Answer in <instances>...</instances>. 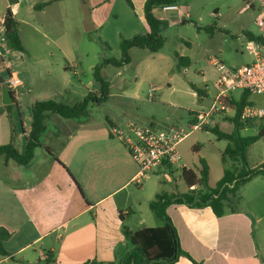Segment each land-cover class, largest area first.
Returning a JSON list of instances; mask_svg holds the SVG:
<instances>
[{
  "label": "crops",
  "instance_id": "obj_1",
  "mask_svg": "<svg viewBox=\"0 0 264 264\" xmlns=\"http://www.w3.org/2000/svg\"><path fill=\"white\" fill-rule=\"evenodd\" d=\"M64 1L19 0L15 5L7 1L6 9L10 8L13 12L21 37V26H31L29 20L21 18L22 9H26L31 14L40 15L43 21L63 27L65 10L62 4ZM114 1L88 0L92 22L96 29L103 30L111 17L118 19V15L113 11ZM132 1L135 9L131 10L135 15L130 23V18L127 19L128 24L125 28L135 33L132 36H123L126 39L144 35L148 31L144 17L147 0ZM42 5L46 6L42 7ZM159 9L162 8L154 10V15L161 21L169 22L171 18L174 19L175 15H181L180 7L178 11L172 12L162 10V16H160ZM184 15L190 16L188 12H184ZM3 18L0 20V25ZM78 20L79 17L75 16L77 29ZM183 20V23L187 21L186 18ZM255 28L257 29L256 26ZM250 29L252 30H245L243 33L242 39L245 47L249 41L245 32H251L256 36L260 34V31L257 33L254 32V28ZM0 51V73L1 70L8 69L9 74L4 77L5 81L7 82L10 75H14L20 82V86L12 91L16 101L13 105L18 111L15 113V133L13 136L12 123L7 110L0 112V146L10 143L14 138L19 152L24 153L26 138L32 127V117H27L25 113L29 110L31 112L32 105L37 99L29 100V109L24 108L20 99L22 95L20 89L30 84L27 80L29 78H22L18 72L11 71L13 65L10 61H6L7 55L10 54L9 49L1 47ZM210 63L212 64V60ZM69 69L71 71L72 67ZM73 71L76 74V70ZM183 71L187 72V68ZM218 75L217 72L213 90L207 86V82H204L201 87L198 86L204 90L205 97L199 98L193 90L201 105L209 102L201 111L190 112L194 113L193 121L197 120L200 114L206 113L214 103L219 93ZM90 91L92 90H88ZM242 93L243 91H236L232 94V98L239 100ZM46 94L48 95L46 101L54 99L59 102L65 95L71 96L72 92L68 83L63 81L56 86L50 85ZM134 97L139 98L138 94ZM150 98L155 97L151 95ZM252 102L257 106L264 104V102L262 104ZM4 108L0 85V110ZM235 115L236 109L226 114L215 115L207 127L218 126L223 131L222 124L229 123L233 125V130L225 133H233L235 124L232 119ZM127 119L128 114L126 113L115 119L107 118L110 137L113 138L111 127ZM170 123L169 119L159 126H168ZM45 125L42 147L35 151L33 161L28 166H20L12 160L4 159L3 168H0V227L7 229L12 235L11 239L4 244L8 255L0 254V264H39L48 253L54 256L55 264H84L90 261L98 264H122L133 250L132 244L124 234L125 229L136 232L140 229L164 226L163 222L158 219L156 224L152 225L155 222L149 220L147 216H143L140 220L141 225L136 227L131 225L132 217L129 216L135 211L138 213L142 211L143 181L149 180V175L143 177L139 175L140 169L124 145V149L117 153L98 155L91 152L90 146L93 141L88 142V140L93 136L91 130L94 125L89 121H69L57 115H50ZM151 125L158 124L151 123ZM85 129L88 131L82 132ZM263 130L260 123H252L241 129L240 136H256ZM19 140L23 141L22 148ZM191 142L185 144L184 148L189 146L188 151L193 152V155L186 157L181 153L183 159L190 166V170L195 172H198L200 160L205 159L210 167L209 185L211 187H215L222 179L225 169H242V166L237 163L228 161L223 164L222 162L224 168L219 169L216 178L213 177L211 160L203 144L197 138ZM183 143L180 144L179 150ZM82 145H88L86 150H81L84 148ZM247 160L251 169L264 165V136L249 148ZM110 169H114V172L109 175L107 171ZM158 169L156 168L151 173H162L165 176L162 183L167 186L174 185L171 186L170 191L163 190L156 184L152 185L154 192L149 195V200L148 198L146 200L149 201L147 202L149 207L159 194L174 195L189 192L180 171L163 167H158ZM5 176H9L10 179L7 180ZM133 185L141 188L136 191ZM181 185L183 187L180 189ZM3 190L8 192L5 194L10 197L9 200L1 199ZM123 193L124 198L119 202L116 197ZM167 213L177 229L182 249L195 263L264 264L263 175L253 178L243 186L239 210H228L223 217H217L211 207L196 208L188 205H172L167 209ZM146 221L150 224L146 225ZM193 261L183 256L175 264H194Z\"/></svg>",
  "mask_w": 264,
  "mask_h": 264
},
{
  "label": "rangeland",
  "instance_id": "obj_2",
  "mask_svg": "<svg viewBox=\"0 0 264 264\" xmlns=\"http://www.w3.org/2000/svg\"><path fill=\"white\" fill-rule=\"evenodd\" d=\"M82 3L83 0L63 2L64 29L59 25L43 21L36 13L31 14L26 9H22L21 18L31 22V26L23 25L20 28L21 40L27 54L13 51L6 42L1 43L0 48L10 51L6 61L12 63L11 71L18 72L22 78H29L27 80L30 84L20 89L22 94L20 99L24 108L29 109V100L46 101L48 87L56 86L63 81L68 83L72 94L69 97L65 95L59 102L68 105L81 102L89 93L88 90L94 91L98 88L94 78L95 67L105 60L121 59V42L126 39L123 36H132L135 33L125 28L128 24L127 19L130 18L129 23L132 22L135 13L125 0H115L112 6L118 19L111 17L103 30L95 28L91 32H86L83 26ZM6 5H8L7 0H0V20L6 14ZM177 6L181 9V15H175L174 19L168 20L169 22L163 21L162 35L166 43L160 53L152 54L147 50L132 49L129 65L105 67L103 74L111 82V97L104 104H93L89 109L88 117L81 119L94 125L91 130L93 136L88 140V142L93 141L90 146L91 152L107 155L124 149L117 138L110 137V129L107 125V118L115 119L124 113L128 114V119L122 122L130 119L140 125L151 123L161 125L170 119V124L189 131V125L193 121L190 112L201 111L209 104L207 102L201 105L190 83L201 87L207 82V86L213 90L217 72L210 61L216 58L229 68L253 63L254 58L246 51L242 37L245 30H252L250 28H254V32L259 33L258 28H255L257 9L248 7L246 0H179ZM158 11L162 16V9ZM184 12H188L190 16H185ZM75 16L79 17L78 29ZM184 18L187 19L185 23H183ZM215 23L218 24V28L213 32L208 31ZM176 54L191 60L192 64L187 68V72L177 70ZM69 67H72L71 71ZM73 70H76V74ZM0 75L3 78L7 77L8 69L1 70ZM135 94H138V99L134 97ZM151 95L155 98L149 99ZM251 100L262 104L264 96L252 94ZM12 106L11 118L14 122L15 113L18 111L15 105ZM25 115L32 117L30 110ZM221 128L224 132H232L233 125L223 123ZM86 129L82 132L88 131ZM196 138L203 144L211 160L213 177L216 178L219 169L224 168L220 153L228 142L217 140L211 132L196 131L180 147V152L186 157L192 156L193 152L190 153L189 146L184 148V145L189 141L192 143L191 141ZM18 142H21L19 144L22 148L23 141ZM82 146L84 148L81 150H86L88 147V145ZM4 159L0 158V168H3ZM113 172L114 169L107 171L109 175ZM148 175L149 180L143 181L142 211L141 213L135 211L129 216L132 217V227L141 225L140 220L143 216L155 222L152 225L156 224L157 219L147 203L149 201H146L154 192L151 186L156 184L161 189L170 191L171 186L174 185L167 186L162 183L165 177L162 173ZM5 178L10 179L9 176ZM182 187L181 185L180 189ZM140 188L133 185L136 191ZM5 193L8 192L3 190L1 199L9 200L10 197ZM123 195L124 193L116 199L121 202ZM149 224L146 221V225Z\"/></svg>",
  "mask_w": 264,
  "mask_h": 264
},
{
  "label": "trees",
  "instance_id": "obj_3",
  "mask_svg": "<svg viewBox=\"0 0 264 264\" xmlns=\"http://www.w3.org/2000/svg\"><path fill=\"white\" fill-rule=\"evenodd\" d=\"M10 4H16L19 0H7ZM131 9H135L132 0H125ZM179 0H147L144 7L145 22L148 31L144 35H136L133 38L123 39L121 42V59L105 60L94 69V78L98 84L97 90L90 91L87 96L79 103L68 105L55 100L35 101L32 105V127L26 138V147L24 153L19 152L14 143V138L10 143L0 146V157H4L7 161L12 160L20 166H28L34 158L35 151L42 147V137L46 131V120L50 115H57L66 120H81L88 117L89 109L93 104H104L110 98L111 82L107 76L103 74L106 66L113 65L115 67H123L131 63L130 51L132 49H143L154 54L160 52L166 43L165 37L162 35L163 21L154 15V10L167 5H177ZM46 6V5H42ZM18 22L14 17L10 8L7 9L3 18V27L5 29V42L10 48L18 53L27 54L18 29ZM218 28L217 23L211 26L208 31H214ZM245 36L249 40L261 41L259 36L251 32H245ZM177 70L183 71L192 64L187 57L176 54ZM192 89L197 93L199 98L205 97L203 89L197 85L190 83ZM13 95L14 92H12ZM251 93L243 91L239 100L231 98L230 104L236 109V115L232 119L235 124L233 133H225L218 126L205 127L214 134L219 141H227L228 146L223 151L222 162L226 164L228 161L237 163L242 169H225L222 179L215 187L209 185L210 167L205 159L200 160L198 172L193 170H184L183 179L189 188V192L185 194L169 195L167 193L159 194L155 200L150 203V209L155 218L162 221L163 225L159 228H145L136 232L128 229L124 230L126 238L133 246V250L128 254L122 264H175L180 257H188L193 259L182 249L180 238L171 218L167 213V209L172 205H188L196 208L211 207L217 217H223L228 210L238 211L241 202V189L253 178L263 175L264 165L262 167L251 169L248 165L247 154L249 148L264 136V130L256 136L242 137L240 131L252 123H243L240 120V114L246 106L254 105L250 100ZM16 102V101H15ZM11 106H5L0 112L5 110L8 112L9 119L12 123L13 136L15 133V123L11 118ZM194 114V113H190ZM198 114V113H196ZM196 120L192 121L195 122ZM193 187H197L192 190ZM11 233L0 227V254L7 256L4 244L11 239ZM194 262V261H193ZM39 264H55L52 253H48L47 257L40 260ZM84 264H98L96 262H87ZM194 264H198L195 263Z\"/></svg>",
  "mask_w": 264,
  "mask_h": 264
},
{
  "label": "built area",
  "instance_id": "obj_4",
  "mask_svg": "<svg viewBox=\"0 0 264 264\" xmlns=\"http://www.w3.org/2000/svg\"><path fill=\"white\" fill-rule=\"evenodd\" d=\"M248 7L257 9L255 25L262 40L247 42L246 51L254 58L252 64L238 68H229L222 61L214 58L212 64L218 72L217 85L219 93L210 109L197 117L187 129L169 124L168 126L140 125L133 121L117 122L111 127V134L130 152L138 165L140 176H146L158 167L173 169L183 173L190 170L184 161L179 146L192 133L204 130L215 115L229 113L235 109L230 104L232 94L236 91H248L264 96V0H246ZM164 12L178 11L177 5L162 7ZM0 29V45L5 42L3 21ZM6 84L11 91L20 86L19 80L10 75ZM243 123H260L264 129V104L246 106L240 114ZM196 187H193L194 190Z\"/></svg>",
  "mask_w": 264,
  "mask_h": 264
},
{
  "label": "water",
  "instance_id": "obj_5",
  "mask_svg": "<svg viewBox=\"0 0 264 264\" xmlns=\"http://www.w3.org/2000/svg\"><path fill=\"white\" fill-rule=\"evenodd\" d=\"M83 2L84 3H82V8L84 12V21H83L84 30L86 32H91L95 30V26L93 25L92 22L89 2L88 0H84ZM0 85L2 87V104L4 106L13 105L15 103L14 95L2 76H0Z\"/></svg>",
  "mask_w": 264,
  "mask_h": 264
}]
</instances>
